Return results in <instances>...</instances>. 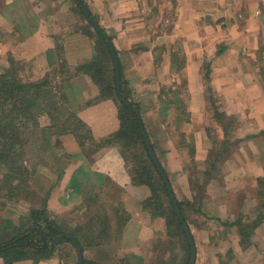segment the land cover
Listing matches in <instances>:
<instances>
[{"label": "crops", "instance_id": "0c3cea01", "mask_svg": "<svg viewBox=\"0 0 264 264\" xmlns=\"http://www.w3.org/2000/svg\"><path fill=\"white\" fill-rule=\"evenodd\" d=\"M96 27L111 40L125 92L185 205L195 264H264V0H0V78L16 67L35 81L55 67L60 79L63 64L68 106L100 141L121 121L84 70L103 54ZM39 124L60 145L57 160L66 159L47 189L48 217L78 214L87 230L99 211L84 203L90 191L111 223L107 233L87 231L108 238L83 246L88 264H151L170 250L166 220L145 209L149 190L133 184L118 145L99 149L92 165L73 135L55 139L46 116ZM59 248L16 264L77 263L72 245Z\"/></svg>", "mask_w": 264, "mask_h": 264}, {"label": "trees", "instance_id": "16d2710c", "mask_svg": "<svg viewBox=\"0 0 264 264\" xmlns=\"http://www.w3.org/2000/svg\"><path fill=\"white\" fill-rule=\"evenodd\" d=\"M90 17H93L91 13L87 19L89 20ZM96 30L103 40V54L89 66H85L84 70L89 71L92 79L98 84L101 85V82L104 83L105 89L102 91L100 99H113L118 105L120 120L123 122L129 119L128 121L130 123L121 134L118 133L101 142H97L92 137L91 129L70 110L68 112L67 122L56 129V135H74L92 165L94 162V155L99 149L118 145L120 147L121 156L128 168V172L131 174L133 184L144 186L149 190L150 195L144 201L145 209L154 217L161 216L166 220L170 236L177 234L179 237L180 249L181 252H183V257H185L184 259H180V262H182L181 264H189L191 248L182 224L175 212L168 187L149 155L137 113L126 107L118 97L113 51L107 43L104 30L98 27H96ZM114 52L116 53L115 50ZM106 59H108L111 64V80L102 76V63ZM59 67L62 72L65 71L63 64ZM17 74L18 68L11 67V69L0 78V134H6L8 132L14 134L18 130L17 127L14 126L15 122L26 119L27 116H32L34 127L36 128L40 127L39 119L41 117L46 116L54 121V116L63 111L59 105V100L67 102L65 94L52 91L53 81L57 78L55 67H52V72L47 73L43 78L35 81L21 79ZM120 78L121 92L125 102L137 108L136 105L130 101L125 92L122 73H120ZM68 124H70L71 127ZM122 127L124 126L122 125ZM19 148L0 152V165L4 169L1 173L2 178L0 179V200L14 198L23 194L25 191L27 192L29 189L27 183L29 173L23 162L24 156L21 155V153H24V150H19ZM259 181L262 180L260 179ZM262 185H264V182ZM24 197L27 198L28 195ZM84 203L89 210L92 208V205H95V208L99 210L97 213H94V215L96 214V216H94V222L92 221L87 230L84 228L85 231L76 228L67 233L63 231L59 222L48 217L46 198L45 203H43L41 207L33 208L27 217L19 218L14 237L7 241L0 242L1 263L16 264L23 261H33L37 263L46 260L60 245L67 243L75 247L71 237L79 242L82 251L85 244L91 245V241L107 240L108 238L91 236V232L87 233L91 226H98L100 229L98 230L103 233H107L111 230L109 219L106 218V216H100L103 207L98 206L99 197L90 191H85ZM177 204L187 224L184 209L185 205L178 200ZM188 206L191 207L190 205ZM262 220L255 221L252 228H255ZM117 224L121 227L124 222L119 218ZM83 264H88L84 255Z\"/></svg>", "mask_w": 264, "mask_h": 264}, {"label": "rangeland", "instance_id": "374dc122", "mask_svg": "<svg viewBox=\"0 0 264 264\" xmlns=\"http://www.w3.org/2000/svg\"><path fill=\"white\" fill-rule=\"evenodd\" d=\"M102 64H103L102 76H105L107 77V79L111 80L112 70H111V66H110L111 64L109 60L106 59L105 62H103ZM61 73L62 74L60 75V79L56 78L52 84V89H53L52 91L55 93H62V85L65 84L67 81H69V78H70L67 75L66 71L64 72L61 71ZM101 86L104 90L105 89L104 83L101 82ZM59 105L61 106L63 110L62 113L55 115L54 121H52V119L50 118V122L55 123V126H54L55 139L61 137V136L56 135V129L62 124L67 122L68 112L71 110L70 106H68V101L66 102L63 100L62 102L59 100ZM128 120L129 119H126V121H123V122L120 120L121 121V129L119 131L120 134L124 131L125 127L129 125L130 122ZM68 125L70 126V124ZM122 125L124 127H122ZM14 126L17 127L18 129L14 134L9 133V132L6 134H0V152L10 151L12 149L16 150L19 147H20L19 150L20 149L24 150V153H21V155L24 156L23 162L29 173L28 181H27L29 189L27 192L25 191L23 192V194L16 196L14 198H10V199L6 198V199L0 200V242L7 241L15 236L20 216L21 218L26 217V215L25 216L23 215L25 212L27 213V211H30L33 208L41 207V205L45 203L46 198L48 200V196H47L48 190L47 189L52 183L53 177L55 178L58 176L57 172L59 170L58 168L60 167V164L62 163V160L63 161L66 160V159H61V158L57 160L59 156L63 155L60 149V145L56 143L55 141H52V138H50L51 133L42 135L41 129L34 127V120L32 119V116H27L26 119L16 121ZM144 130L147 133L146 128H144ZM102 140L97 141V142H101ZM3 170H4L3 167L0 165V179L2 178L1 173L3 172ZM35 171L39 172V175H38L39 177H37V173L34 177L33 173ZM46 178L48 179V181H46L47 180ZM176 191L180 199L183 200L185 195L181 193L182 191L180 189H176ZM25 195H28V197L27 198L24 197ZM262 215H264V209L261 210V212L257 214V217H260ZM62 218L63 219L59 222H60V225L63 231L69 233L75 230L76 228L82 231L86 230V222H85L84 217H80V215L76 214V215H64L62 216ZM227 224H228V227L225 229L228 232H230L231 228H230L229 222H227ZM247 229L250 230L251 227L249 226L247 227ZM175 235L169 237L170 247H171L170 250L168 246L167 250H163L161 253V256L159 255L158 259L156 261L154 259L151 264H181L182 263L180 262V259L182 258L184 259L185 257H183V252H181V255H180V251H179L180 245H179V239H178L179 237L177 234ZM72 248H74L73 249L74 251L76 250L75 247L72 246ZM58 256H60V258H64L66 257V253H64L61 250ZM76 261H77L76 264H78V261H79L78 255H77Z\"/></svg>", "mask_w": 264, "mask_h": 264}, {"label": "water", "instance_id": "95a60500", "mask_svg": "<svg viewBox=\"0 0 264 264\" xmlns=\"http://www.w3.org/2000/svg\"><path fill=\"white\" fill-rule=\"evenodd\" d=\"M84 11L88 15V12L86 10H84ZM92 21H93L94 24H96L94 19H92ZM106 38H107V43H108L110 49L113 51V59H114V65H115L116 85H117L118 97H119L120 101L125 104L126 107H128L129 109H131L132 111H134L138 115L140 126H141V128L143 130V135H144V139H145V142H146V147L148 149L149 155H150L152 161L155 163V165H156V167L158 169V172L160 173L161 177L163 178L165 184L168 187L171 199H172L173 204H174L175 212H176V214H177V216H178V218H179V220H180V222L182 224V227H183V229L185 231L188 243L190 245L191 257H190L189 264H195L196 263L197 253H196V247H195V243H194L191 231H190L189 227L187 226V224H186V222L184 220V217H183V215H182V213L180 211V208H179V206L177 204V201H176L175 195L173 193L172 187L170 185L169 179H168L164 169L160 165V163L158 161V158H157V156L155 154V151L153 149V146H152V144H151V142H150V140L148 138V135H147L146 131L144 130L143 122H142V120L140 118V115H139L138 111L134 107H132L128 103H126L125 100H124V97H123L122 92H121V78H120V69H119L118 58H117L116 53L114 52V47L112 45L111 40L108 37H106ZM71 239L73 240V244L75 245L77 253H78V256H79V264H83L82 247H81V245L79 244V242L76 239H74L73 237H71Z\"/></svg>", "mask_w": 264, "mask_h": 264}]
</instances>
